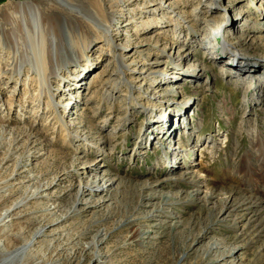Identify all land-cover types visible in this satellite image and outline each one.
Masks as SVG:
<instances>
[{
    "label": "rangeland",
    "instance_id": "1",
    "mask_svg": "<svg viewBox=\"0 0 264 264\" xmlns=\"http://www.w3.org/2000/svg\"><path fill=\"white\" fill-rule=\"evenodd\" d=\"M260 5L0 0L1 250L44 226L20 264H264Z\"/></svg>",
    "mask_w": 264,
    "mask_h": 264
},
{
    "label": "bare ground",
    "instance_id": "2",
    "mask_svg": "<svg viewBox=\"0 0 264 264\" xmlns=\"http://www.w3.org/2000/svg\"><path fill=\"white\" fill-rule=\"evenodd\" d=\"M260 1V0H259ZM27 8V11L29 14H32L34 15L35 17H38V10L37 8L34 6V5H31V6H28L26 7ZM260 9H263L264 10V7L263 5H260L259 7H257L256 11L257 10H260ZM114 18H112L111 20H113ZM96 21L102 25H104V23L102 22V19L100 20L99 18L96 19ZM196 23H199V25H197L198 28H196V30L192 33V37L194 38H199V43L198 44H202L204 45L207 41H209V38L208 36H206V38L204 37V32H200V31H206L204 29H201L200 26L202 25V22L197 20ZM105 26V25H104ZM96 27V26H95ZM196 27V26H195ZM97 28H98V25H97ZM146 28H149L150 29V25L147 24ZM77 29V27H76ZM154 29V28H153ZM153 29H151L150 31H152ZM108 28L106 27L104 29V32L101 31V36H99L98 38H102L103 41L105 40L104 37H108ZM216 30V29H215ZM226 30V28H225ZM183 31V30H182ZM218 31V29H217ZM216 31V32H217ZM103 33V34H102ZM104 35V36H103ZM96 38H97V35H96ZM244 38H242L241 41H243ZM100 41V40H99ZM239 42V41H238ZM55 54V53H54ZM224 56V52H222L221 54H219L217 52V56H215V59L217 57L218 61H221L222 57ZM241 56H245L246 58H248V55H245V54H242ZM260 58V62L264 63V53H262V56L259 57ZM249 59V58H248ZM65 64L64 63H61V64H53L52 66H50L51 69H54L56 70L57 72L60 70L61 67H65L64 66ZM264 66H260V68H263ZM258 71V70H257ZM257 74H260V72L258 71ZM257 79V78H255ZM262 80V79H261ZM263 81V80H262ZM262 81H259V83H262ZM258 83V81H257ZM240 84L242 85H249V83H247V81L245 80H241L240 81ZM256 85V83H254V86ZM255 89H257V94L260 96V94L262 93L261 92V87L260 86H256ZM255 163L257 165L261 164V160L259 158H257L255 160ZM109 191V188H103V191L102 192H108ZM150 197V196H148ZM210 197H212V195H210ZM167 202V201H166ZM221 202H224L222 205H223V209H225V211H227V215L230 216L231 215V211H238L239 208H240V211H243V215L241 218L245 217L246 215H249L251 213V209L252 207H255V206H259V204H261V199L260 198H255V197H249V198H240V199H233L231 197H225L223 198V200H221ZM25 202L22 201L20 203H18L16 206L17 207H20L22 205H24ZM15 206V207H16ZM89 207L91 206H87L83 209V212H87ZM242 208V209H241ZM78 212H76L75 210H73L71 213L67 212L66 213V218L67 219L68 217H71L72 215L75 216V215H80V214H77ZM244 219V218H243ZM55 220L51 221L48 223V225L50 226L51 224L55 223L54 222ZM63 221V220H62ZM61 221V222H62ZM60 222V223H61ZM218 222H219V219H218V216H215V219L213 220V223H211V225L209 226L210 229H212L213 225H218ZM239 223V222H238ZM131 223H129L130 225ZM234 226H237L238 224L236 222L233 223ZM45 227H40L38 228L35 233L33 234V238H35L34 240L32 241H35L37 238H40L44 235H46V229H44ZM208 231V228H206V230L204 231V234L207 233ZM53 234H55V231H50L49 235L53 237ZM99 237V236H98ZM207 237V236H206ZM102 239V238H101ZM29 242L24 248H17L15 249L14 251L12 252H4L2 251L1 247H0V264H20L23 260V258L25 257V254L26 252L28 251L29 247L30 246H33V242ZM224 241V240H222ZM222 241L220 242H217V243H213L210 247H207L206 248V251H205V254H209V253H212L213 251H217V249L219 247H221L223 245ZM95 242L93 240V242L91 244H89V247H92L94 246ZM236 253L235 254H231L230 252L225 256L224 259L221 260V262H218V264H228L230 261L228 259V257H235ZM96 257V256H95Z\"/></svg>",
    "mask_w": 264,
    "mask_h": 264
}]
</instances>
